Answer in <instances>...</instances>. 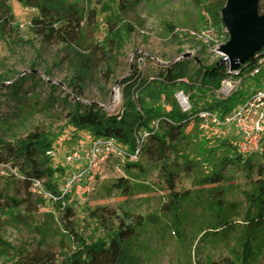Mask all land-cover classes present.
Here are the masks:
<instances>
[{"label":"rangeland","instance_id":"obj_1","mask_svg":"<svg viewBox=\"0 0 264 264\" xmlns=\"http://www.w3.org/2000/svg\"><path fill=\"white\" fill-rule=\"evenodd\" d=\"M9 5L14 20L0 31V136L12 142L35 131L47 134L54 144L51 166L64 172L55 174L60 187L84 165L69 163L68 157L83 155L94 140L89 132L67 122L76 103L120 114L129 90L137 99L141 84L160 78L179 62H189L192 72L199 65L218 63L234 38L225 15L231 0H10ZM256 13L258 19L264 18V0L259 1ZM35 19L64 28L71 36L65 35V42L48 39ZM122 23L132 29L122 30L120 43L109 44L107 39ZM84 63L90 67L83 87L76 69ZM22 78L26 79L20 90L22 100H15L11 86ZM181 88L180 84L171 87L167 100L157 106L167 111L169 101L176 100L188 111L189 104L184 108L180 104ZM261 88L264 72L239 85L231 78L218 93L200 97L198 103L204 106L214 98L231 96L233 113ZM214 114L221 121L231 115ZM241 139L237 126L211 121L186 131L177 166L178 188L193 193L179 232L162 210L168 192L161 167L145 156L133 163L113 158L94 191L69 197L75 228L88 241H95L104 237L105 230L93 214L131 213L145 221L134 251L139 264H244L240 234L249 207L246 195L252 190L245 171L228 169L227 180L219 187L201 182L224 159L239 155ZM225 142L231 146L224 147ZM250 160L264 172V151ZM121 179L128 182L129 195L116 187ZM21 190L10 171L0 166V240L16 249H50L61 262L75 250L73 235L64 226V211L56 201L45 198L18 208ZM217 191L222 192L223 205L218 203ZM228 222L238 232L225 238L222 230ZM0 264L20 263L13 252L0 246ZM253 264H264V256Z\"/></svg>","mask_w":264,"mask_h":264},{"label":"trees","instance_id":"obj_2","mask_svg":"<svg viewBox=\"0 0 264 264\" xmlns=\"http://www.w3.org/2000/svg\"><path fill=\"white\" fill-rule=\"evenodd\" d=\"M9 2L10 0H0V31L9 28L14 20ZM34 22L43 28V35L48 39H61L65 42L67 41L65 35L71 36V32L64 28H55L38 19ZM123 29L131 30L132 26L129 23H122L120 29L113 32L107 42L120 43ZM262 58L264 47L237 70H231L226 64L215 63L211 66L199 65L192 72L189 69V62H179L160 78L141 84L137 99L129 90L122 113L110 115L97 107L76 103L68 115L67 122L78 131L89 132L94 139L116 138L131 153L140 147L141 156L160 165L168 192V201L162 206V210L165 215L172 217L173 224L179 232V225L185 216V206L193 193L191 190L178 188L180 168L177 166L182 158L180 146L186 139V131L200 122L199 114L202 111L219 113L224 117L231 114L234 108V98L231 96L226 99L214 98L204 106L199 105V99L218 93L228 79L240 78L243 82L244 79L250 78V73ZM89 67L90 64L84 63L76 69V78L83 87L87 82ZM25 82L26 79L22 78L18 83L12 84L11 93L15 100H22L19 96ZM178 84L182 87L181 92L188 98L190 110L183 111L176 100L169 101L170 109L167 111L157 106L167 100L168 90ZM145 134L147 137L141 144ZM223 146L228 148L231 145L225 142ZM233 150L235 151V148ZM53 151L54 144L43 131H35L25 138L12 142H7L0 136V166L10 171L13 181L22 188L19 193L20 200L17 201L18 208L25 203L35 204V201L43 199L32 192L35 180L42 181L45 190L52 195L61 197L59 181L55 174L59 171L63 175L64 172L59 168L57 171L52 168L49 153ZM250 159L251 157L244 158L240 154L226 158L201 181L202 185L219 187L227 180L228 169L242 167L245 171L252 190L246 195L249 207L240 234L242 242L240 258L244 264L257 263L264 256V172L261 166L257 168ZM135 166L139 167L138 164ZM187 170L193 171L191 166H188ZM255 172L258 174L256 178ZM116 187L129 195L127 181L121 179ZM217 194L219 205H223L222 192L217 191ZM57 203L64 211L66 219L64 226L75 241L73 253L59 262V256L50 249L45 251L16 249L1 240L0 246L13 252L19 258L20 264H139V258L135 256L134 251L135 244L145 227V221L141 216L131 213L120 216L110 213L93 214L104 228L105 235L95 241H88L72 222L74 208L70 205V198L64 197ZM237 232V227L228 222L222 230V236L226 238Z\"/></svg>","mask_w":264,"mask_h":264},{"label":"built area","instance_id":"obj_3","mask_svg":"<svg viewBox=\"0 0 264 264\" xmlns=\"http://www.w3.org/2000/svg\"><path fill=\"white\" fill-rule=\"evenodd\" d=\"M263 69L264 58L252 70L250 77L256 78L263 72ZM235 79L238 81V85L243 83L240 78ZM227 83L228 80L223 83V86ZM231 86V89L235 87L234 84H231ZM181 93L179 100L184 108L188 106L189 102L183 92ZM199 119L202 122V126L208 121L218 126H237L242 132V139L237 143L239 154L244 158L262 155L264 151V88L253 92L246 102L237 107L224 121H221L216 114L209 111L200 112ZM146 137L147 135L145 134L141 144ZM52 153H49V155L51 156ZM113 158H118L124 162H137L141 158V148L139 147L134 153H131L116 138L103 137L94 139L83 155L78 153L68 157L67 161L69 163L84 162V165L70 176L69 181L65 185L59 188L61 197L46 191L43 182L40 180L33 182L32 192L41 198L56 202L64 197H70L73 193L90 194L95 190L99 177L105 172L107 164Z\"/></svg>","mask_w":264,"mask_h":264},{"label":"water","instance_id":"obj_4","mask_svg":"<svg viewBox=\"0 0 264 264\" xmlns=\"http://www.w3.org/2000/svg\"><path fill=\"white\" fill-rule=\"evenodd\" d=\"M260 0H231L226 20L233 42L223 49L224 57L217 63H226L231 70H237L264 47V18H257Z\"/></svg>","mask_w":264,"mask_h":264}]
</instances>
